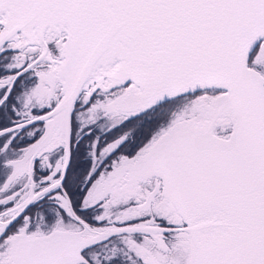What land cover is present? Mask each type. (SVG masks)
Listing matches in <instances>:
<instances>
[{
    "label": "snow or ice",
    "instance_id": "6c2138e0",
    "mask_svg": "<svg viewBox=\"0 0 264 264\" xmlns=\"http://www.w3.org/2000/svg\"><path fill=\"white\" fill-rule=\"evenodd\" d=\"M0 264H264V0H0Z\"/></svg>",
    "mask_w": 264,
    "mask_h": 264
}]
</instances>
